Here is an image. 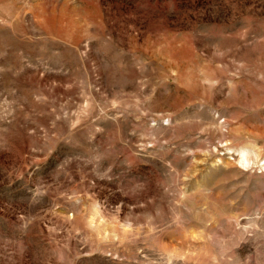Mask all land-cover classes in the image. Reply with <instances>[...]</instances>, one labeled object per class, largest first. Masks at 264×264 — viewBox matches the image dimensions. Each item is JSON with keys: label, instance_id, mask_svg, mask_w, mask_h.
Wrapping results in <instances>:
<instances>
[{"label": "rangeland", "instance_id": "obj_1", "mask_svg": "<svg viewBox=\"0 0 264 264\" xmlns=\"http://www.w3.org/2000/svg\"><path fill=\"white\" fill-rule=\"evenodd\" d=\"M0 264H264V0H0Z\"/></svg>", "mask_w": 264, "mask_h": 264}]
</instances>
